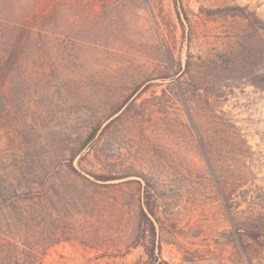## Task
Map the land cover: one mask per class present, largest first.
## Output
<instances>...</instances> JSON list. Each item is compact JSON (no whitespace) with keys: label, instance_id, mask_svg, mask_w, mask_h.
Segmentation results:
<instances>
[{"label":"rangeland","instance_id":"1","mask_svg":"<svg viewBox=\"0 0 264 264\" xmlns=\"http://www.w3.org/2000/svg\"><path fill=\"white\" fill-rule=\"evenodd\" d=\"M48 2L0 0V264H149L147 201L169 264H243L264 223V30L242 7L264 22V0Z\"/></svg>","mask_w":264,"mask_h":264},{"label":"trees","instance_id":"2","mask_svg":"<svg viewBox=\"0 0 264 264\" xmlns=\"http://www.w3.org/2000/svg\"><path fill=\"white\" fill-rule=\"evenodd\" d=\"M49 2L48 0H42L43 5H47ZM40 7H38L39 9ZM232 10H235L232 9ZM49 15L48 9H44L40 12L36 11L33 13V17L35 19L34 23L27 22V25L22 26L21 28H16L14 30L7 29V33L9 35V40H12L11 43H7V46H12L15 48L16 44H23L27 40L34 39L36 40L37 37L43 34L42 30H38V27H34L38 23V19L41 18L46 20ZM242 18L247 20L252 26L257 27L259 29L264 30V22H262L254 12L248 11L247 8L242 7ZM19 31V32H18ZM15 51L11 52L10 55H7L6 59L3 62L2 67L0 68V73H6L7 69L10 65V62L14 59ZM16 55V54H15ZM130 99H127L124 104H126ZM124 104L122 106H124ZM121 106V107H122ZM121 110H117L113 115L118 113ZM110 123L105 126V129L109 127ZM99 131L98 127H94L91 129V132L88 134L87 138L84 140L80 147V151L85 150L90 144L93 145L95 141V137ZM69 168L74 173H79L78 170L73 166V163L69 164ZM96 181L100 182H112L117 180H122L127 176H113V175H104V174H92L91 175ZM151 186L149 184L146 185V197L149 199L151 196ZM8 196H5L4 189L0 188V208L7 206L5 202L9 199ZM11 201V200H9ZM9 206V205H8ZM147 210L145 212L142 211V239L144 243V247L146 253L148 255L149 264H169V262L165 261L161 257V245L157 243V228L155 226L154 221L151 219L150 216H155V208L151 202L147 201L145 206ZM249 218H256L255 212H252ZM247 240L242 242V256L245 255V258L249 264H254L255 260H260L264 264V223L261 226H254L247 230V234H245ZM158 251V253H157ZM244 257L242 259V263L246 261Z\"/></svg>","mask_w":264,"mask_h":264}]
</instances>
